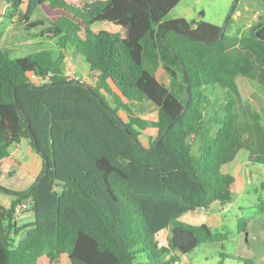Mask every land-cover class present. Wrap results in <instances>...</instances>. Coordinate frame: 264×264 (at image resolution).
<instances>
[{"label":"trees","instance_id":"16d2710c","mask_svg":"<svg viewBox=\"0 0 264 264\" xmlns=\"http://www.w3.org/2000/svg\"><path fill=\"white\" fill-rule=\"evenodd\" d=\"M6 1L7 17L42 27L60 50L0 48V162L22 139L43 159L30 189L0 186L16 196L0 204V264H175L218 240L208 224L180 217L233 200L236 177L221 168L240 150L264 163V126L238 81L264 65V19L245 37L229 35L230 20L221 37L212 22L167 18L181 0ZM39 8L44 16L32 19ZM69 53L91 81L68 73ZM131 102L153 103L158 118ZM148 128L157 136L145 147ZM28 200L34 220L19 226L15 209Z\"/></svg>","mask_w":264,"mask_h":264},{"label":"rangeland","instance_id":"374dc122","mask_svg":"<svg viewBox=\"0 0 264 264\" xmlns=\"http://www.w3.org/2000/svg\"><path fill=\"white\" fill-rule=\"evenodd\" d=\"M8 7L0 9V48L10 50L13 56H24L35 51L38 46L47 49L53 47L55 55H58L60 48L57 47L56 40L52 42L41 37L39 33L42 27L26 30L27 22L19 16L7 17L6 15H10ZM25 8L26 6L23 11ZM44 14L45 11L39 8L32 19L43 17ZM176 17H184L189 22L208 21L222 27L227 26L231 20L229 35L245 37L251 35L256 29L255 25L264 19V0H181L167 15L169 19ZM69 49L73 52L71 47ZM77 56V60H74L69 53L68 73L82 75L84 79L91 81L87 63L81 55ZM258 68L255 78L243 76L238 81L244 104L250 105L251 110L259 114L264 126V65L259 62ZM157 76L164 83H171L170 75L163 68L157 71ZM34 80L38 81L36 77ZM132 105L142 118H158L155 105ZM217 129L216 126L214 134ZM156 136L157 130L148 128L141 132L140 139L145 147H149ZM253 157L249 151L242 149L232 162L221 168L222 172L232 174L237 180L231 202L215 207L214 211L200 209L180 217L185 223L208 224L219 237L213 242L202 243L188 255L178 254L181 264H242L239 261L241 258L264 264V211L260 209V206L264 207V163L253 160ZM11 198L12 193L0 190V202L6 203ZM169 235L168 230L158 234L161 245H167ZM170 256L171 254L167 255L166 259ZM40 264H49V261L42 259ZM55 264L70 262L64 256Z\"/></svg>","mask_w":264,"mask_h":264},{"label":"crops","instance_id":"0c3cea01","mask_svg":"<svg viewBox=\"0 0 264 264\" xmlns=\"http://www.w3.org/2000/svg\"><path fill=\"white\" fill-rule=\"evenodd\" d=\"M8 6L9 4L6 0L3 1L0 0V9H3L4 7H8ZM160 81L163 82L162 80ZM132 103L135 102L130 103L131 107L133 108ZM147 103L150 102L135 103V104H147ZM42 170H43L42 157L37 152V150L32 147V145L29 143L28 140L22 139L20 142L16 143L12 147L10 156L3 159L0 162V185L13 191L28 190L37 182L38 178L42 173ZM14 200H16L15 195H13V198H11L8 202L6 203L0 202V204L8 208L12 205ZM30 203L31 201L28 200L18 204L24 207L23 211L19 215L15 216L17 224L19 226L32 222L34 220V214L31 210ZM220 205L221 204H217L208 209L209 211L211 210L214 211V208ZM25 213L26 215L24 216ZM181 262L182 261L179 258H177L175 264H181Z\"/></svg>","mask_w":264,"mask_h":264},{"label":"built area","instance_id":"2783aa9c","mask_svg":"<svg viewBox=\"0 0 264 264\" xmlns=\"http://www.w3.org/2000/svg\"><path fill=\"white\" fill-rule=\"evenodd\" d=\"M23 206H20V205H18L17 207H16V209H15V216H17V215H19L20 213H21V211L23 210Z\"/></svg>","mask_w":264,"mask_h":264},{"label":"water","instance_id":"95a60500","mask_svg":"<svg viewBox=\"0 0 264 264\" xmlns=\"http://www.w3.org/2000/svg\"><path fill=\"white\" fill-rule=\"evenodd\" d=\"M225 30H226V25H225V26L223 27V29H222L221 37L223 36ZM35 146L38 147L36 141H35ZM47 170H48V168H46V172H47ZM46 172H45V173H46ZM42 179H43V176L40 177V179L38 180V182H40Z\"/></svg>","mask_w":264,"mask_h":264}]
</instances>
